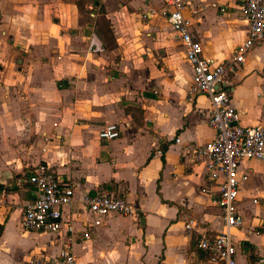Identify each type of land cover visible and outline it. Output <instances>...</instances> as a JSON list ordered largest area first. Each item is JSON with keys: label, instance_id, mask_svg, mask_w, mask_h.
Returning <instances> with one entry per match:
<instances>
[{"label": "crops", "instance_id": "0c3cea01", "mask_svg": "<svg viewBox=\"0 0 264 264\" xmlns=\"http://www.w3.org/2000/svg\"><path fill=\"white\" fill-rule=\"evenodd\" d=\"M242 1L186 0L184 14L206 56L228 58L245 36ZM161 5L162 0H0V264H47L65 243L75 264H205L183 222L193 219L209 232L222 228L218 205L203 191V159L185 151L213 138L209 100L187 99L192 68L159 13ZM134 6L138 28L151 32L147 46L126 56L121 31L134 26ZM159 22L170 33L166 39L158 36ZM106 35L113 41L109 46ZM157 45L163 47L158 55ZM227 87L241 124L264 123V39L230 73ZM106 123L119 124L120 136L100 140L97 132ZM41 162L73 187L58 231L35 232L21 223L33 196L26 178ZM239 171L264 177L256 159L241 160ZM96 188L124 196L138 216L111 215L84 240L83 223L90 216L82 198ZM263 195L264 190L250 199L261 211L250 216L258 220L244 223L239 211L236 264L264 255V207L252 202Z\"/></svg>", "mask_w": 264, "mask_h": 264}, {"label": "built area", "instance_id": "2783aa9c", "mask_svg": "<svg viewBox=\"0 0 264 264\" xmlns=\"http://www.w3.org/2000/svg\"><path fill=\"white\" fill-rule=\"evenodd\" d=\"M186 5V0H162L159 13L182 43L184 56L192 68L187 99L205 95L209 100L208 125L214 131L213 138L201 145H188L185 151L195 158L203 159L208 183L203 191L211 194L218 205L222 228L217 232H209L197 227L195 221L189 218L183 222V227L188 235L195 237L196 247L204 253L205 264H236L233 232L242 220L237 201L241 184L248 175L246 171H239V164L243 159H256L264 169V123L253 126L240 123L239 111L229 104L227 78L234 68L244 64L253 47L264 39V0L242 1L240 12L247 22V30L232 48L229 57L223 60L204 54L190 18L184 14ZM120 134L119 124L116 123H106L97 132L98 138L103 141L117 138ZM26 180L33 187V196L23 206L22 226L35 232L60 230L62 208L73 202L72 185L65 182L47 162L34 165ZM212 187H215V192ZM82 201L90 216L83 223L84 240L91 239L96 228L104 225L111 215L131 216L134 219L138 216L136 206L124 196L105 188L84 193ZM252 202L264 207V195L253 198ZM67 229L70 231L71 226ZM45 262L75 264L71 245L63 244L58 255ZM252 264H264V255L257 254Z\"/></svg>", "mask_w": 264, "mask_h": 264}, {"label": "rangeland", "instance_id": "374dc122", "mask_svg": "<svg viewBox=\"0 0 264 264\" xmlns=\"http://www.w3.org/2000/svg\"><path fill=\"white\" fill-rule=\"evenodd\" d=\"M154 5V4H153ZM130 7H128L129 9ZM139 8H137V6L131 7L130 11L134 12V26L129 30V31H121L124 34V40H123V45L125 46V53H121L122 55H126V56H130L132 51H137L139 52L140 49H142V47L146 45L147 40L150 38V27L149 29H139L138 26L139 22L137 20V13ZM102 20V17H99V21ZM156 28L159 31L158 36L163 39H166L169 36V31L166 27V25L164 23L159 22L156 26ZM149 30V32H148ZM154 30V29H153ZM156 31V30H155ZM107 37V45H111L113 41H111V39L106 35ZM171 39L173 41H176V39L173 37H171ZM159 44H162L161 42ZM163 46V45H162ZM161 47V45H157V48H154L153 51L156 55H158V51ZM176 49H178L179 47L175 46ZM244 191H243V202L240 204V208L239 211L240 213L243 215V219H244V223L245 221H249V219H257L259 217H254V216H250V212H254V210H256L258 207L257 205H252L250 202L251 196L255 195V194H260V192L262 193L264 190V177H256L253 176L251 174H249L247 176V178L244 180ZM255 213L260 214L261 211H257ZM255 232V231H254ZM239 247V246H238Z\"/></svg>", "mask_w": 264, "mask_h": 264}, {"label": "trees", "instance_id": "16d2710c", "mask_svg": "<svg viewBox=\"0 0 264 264\" xmlns=\"http://www.w3.org/2000/svg\"><path fill=\"white\" fill-rule=\"evenodd\" d=\"M79 6H80V7H83L81 3H79ZM0 232H1V225H0Z\"/></svg>", "mask_w": 264, "mask_h": 264}, {"label": "water", "instance_id": "95a60500", "mask_svg": "<svg viewBox=\"0 0 264 264\" xmlns=\"http://www.w3.org/2000/svg\"><path fill=\"white\" fill-rule=\"evenodd\" d=\"M142 219V218H141Z\"/></svg>", "mask_w": 264, "mask_h": 264}]
</instances>
